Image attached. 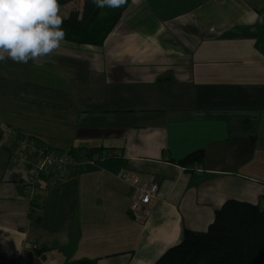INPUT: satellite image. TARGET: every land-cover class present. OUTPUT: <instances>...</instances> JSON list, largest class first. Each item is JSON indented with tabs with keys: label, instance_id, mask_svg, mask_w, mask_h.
I'll use <instances>...</instances> for the list:
<instances>
[{
	"label": "crops",
	"instance_id": "0c3cea01",
	"mask_svg": "<svg viewBox=\"0 0 264 264\" xmlns=\"http://www.w3.org/2000/svg\"><path fill=\"white\" fill-rule=\"evenodd\" d=\"M84 2L59 15L81 20ZM105 7L100 46L64 39L36 61H0V132L119 154L52 187L45 178L31 201L28 166L0 144V264H153L184 230L206 231L225 201L264 200V0ZM198 150L200 163H179ZM119 169L158 182L142 224Z\"/></svg>",
	"mask_w": 264,
	"mask_h": 264
},
{
	"label": "trees",
	"instance_id": "16d2710c",
	"mask_svg": "<svg viewBox=\"0 0 264 264\" xmlns=\"http://www.w3.org/2000/svg\"><path fill=\"white\" fill-rule=\"evenodd\" d=\"M74 1L58 0V4L61 7ZM84 3L81 20L75 13L62 18L64 39L100 46L107 33V30H99V25H103L99 17L102 8L96 7L93 0ZM202 159L203 150H198L179 163L187 167ZM69 264L99 263L97 259L84 258ZM153 264H264V209L257 204L227 200L214 212L206 231L184 230L181 241L167 249Z\"/></svg>",
	"mask_w": 264,
	"mask_h": 264
},
{
	"label": "built area",
	"instance_id": "2783aa9c",
	"mask_svg": "<svg viewBox=\"0 0 264 264\" xmlns=\"http://www.w3.org/2000/svg\"><path fill=\"white\" fill-rule=\"evenodd\" d=\"M0 144L14 148L10 164L19 168L28 166L26 183L23 192L34 201L41 197L44 179L47 186L52 187L64 180V175L70 170H83L95 167L101 161L117 158L118 153L111 152H74L59 151L45 146L40 140L32 138L19 131L9 128L0 132ZM200 172L199 168L195 169ZM117 180L130 188L129 215L135 223L142 224L149 217V206L156 199L159 185L153 175L144 178L124 169L115 173Z\"/></svg>",
	"mask_w": 264,
	"mask_h": 264
},
{
	"label": "clouds",
	"instance_id": "9594fccd",
	"mask_svg": "<svg viewBox=\"0 0 264 264\" xmlns=\"http://www.w3.org/2000/svg\"><path fill=\"white\" fill-rule=\"evenodd\" d=\"M126 0H93L120 7ZM58 0H0V61L28 63L51 55L65 38Z\"/></svg>",
	"mask_w": 264,
	"mask_h": 264
},
{
	"label": "rangeland",
	"instance_id": "374dc122",
	"mask_svg": "<svg viewBox=\"0 0 264 264\" xmlns=\"http://www.w3.org/2000/svg\"><path fill=\"white\" fill-rule=\"evenodd\" d=\"M105 9H106V7L102 8V9H101V12H102L103 10H105ZM258 206H259V208L264 209V200L261 199V201H260V203H259ZM146 220H147V219H146ZM146 220H145V221H146ZM145 221H144V222H145ZM138 224H139V223H138Z\"/></svg>",
	"mask_w": 264,
	"mask_h": 264
},
{
	"label": "bare ground",
	"instance_id": "6f19581e",
	"mask_svg": "<svg viewBox=\"0 0 264 264\" xmlns=\"http://www.w3.org/2000/svg\"><path fill=\"white\" fill-rule=\"evenodd\" d=\"M152 205V204H151ZM151 205L149 206V208L151 207Z\"/></svg>",
	"mask_w": 264,
	"mask_h": 264
}]
</instances>
